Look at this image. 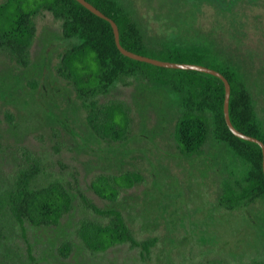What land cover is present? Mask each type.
Wrapping results in <instances>:
<instances>
[{"label":"rangeland","instance_id":"1","mask_svg":"<svg viewBox=\"0 0 264 264\" xmlns=\"http://www.w3.org/2000/svg\"><path fill=\"white\" fill-rule=\"evenodd\" d=\"M4 0H0L2 3ZM147 34L198 39L211 33L229 48L254 95L264 122V0H236L224 19L213 0H129ZM236 18L240 32L224 24ZM37 34L29 66L0 52V259L5 264H264V201L220 205L225 180L244 176L246 166L212 135L200 153H188L174 137L180 104L163 81L135 75L96 97L125 104L127 138L103 139L87 121V109L71 81L58 73L61 55L74 43L48 10L35 18ZM220 22V23H219ZM37 159L33 186L63 182L73 207L59 225H22L9 193L22 166ZM137 171L141 182L121 189L117 201L91 187L101 173ZM123 212L139 241L155 238L150 254L130 243L89 250L78 235L83 219L108 222L86 200ZM70 241L66 258L59 248Z\"/></svg>","mask_w":264,"mask_h":264},{"label":"trees","instance_id":"2","mask_svg":"<svg viewBox=\"0 0 264 264\" xmlns=\"http://www.w3.org/2000/svg\"><path fill=\"white\" fill-rule=\"evenodd\" d=\"M88 1L116 21L121 44L128 50L165 61L201 64L223 73L231 84L232 123L264 142V122L257 113L254 95L239 63L222 40L212 32L201 34L198 39L147 34L129 0ZM213 2L225 19L236 0ZM42 10L50 11L61 21L63 37L74 42L61 55L57 70L75 86L87 109L88 124L97 136L121 142L127 138L131 127L125 104H101L96 99L98 95L108 93L121 79L135 75L163 81L176 93L180 104L174 131L178 146L188 153H200L212 135L246 166L244 176L225 180L220 205L232 209L264 201L262 148L236 136L228 127L224 113L226 90L221 78L196 70L160 67L124 55L116 44L111 23L78 0H4L0 3V52L10 53L24 67L31 62V47L37 34L35 18ZM226 22L223 29L226 28L228 34L240 32L243 27L236 18ZM39 172L37 159L22 166L9 193L11 211L23 230L26 221L35 226L59 225L73 207L72 192L63 182L54 180L33 186ZM142 179L137 171L101 173L92 180L91 187L100 198L115 202L121 189L131 188ZM85 200L95 213L109 219L106 223L89 218L81 221L78 235L89 250L106 251L130 243L142 247L144 256L150 254L155 238L139 241L121 210L102 209ZM72 249V243L64 241L59 251L67 258ZM0 264L5 263L0 259Z\"/></svg>","mask_w":264,"mask_h":264},{"label":"water","instance_id":"3","mask_svg":"<svg viewBox=\"0 0 264 264\" xmlns=\"http://www.w3.org/2000/svg\"><path fill=\"white\" fill-rule=\"evenodd\" d=\"M78 1L81 4H83L86 8H88L90 11H92L96 15L108 20L111 23L113 30H114V34H115L116 44H117L118 48L120 49V51L124 55H126L130 58H133L135 60L143 61V62L150 63V64L160 66V67L173 68V69L196 70V71L212 74V75H215V76L221 78L225 83V90H226L225 103H224V113H225V119H226L227 125L230 128V130L236 136H238L242 139H245V140L253 141V142H255L261 146L262 151H263V170H264V142L255 136L248 135V134L242 132L241 130L237 129L231 121L230 111H229L230 97H231V84H230L228 78L223 73H221L220 71H218L216 69H213L211 67L201 65V64L165 61V60L153 58V57L146 56V55H141V54L135 53L133 51H130L121 44L119 27H118V24L116 23L115 20H113L108 15H106L104 12H102L100 9H98L95 5H93L88 0H78Z\"/></svg>","mask_w":264,"mask_h":264}]
</instances>
